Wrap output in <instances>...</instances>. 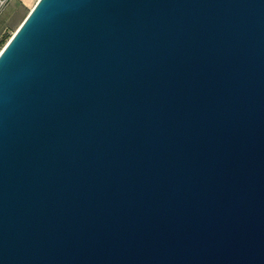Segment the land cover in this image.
<instances>
[{
	"label": "water",
	"instance_id": "obj_1",
	"mask_svg": "<svg viewBox=\"0 0 264 264\" xmlns=\"http://www.w3.org/2000/svg\"><path fill=\"white\" fill-rule=\"evenodd\" d=\"M0 264H264V0H37L0 50Z\"/></svg>",
	"mask_w": 264,
	"mask_h": 264
},
{
	"label": "rangeland",
	"instance_id": "obj_2",
	"mask_svg": "<svg viewBox=\"0 0 264 264\" xmlns=\"http://www.w3.org/2000/svg\"><path fill=\"white\" fill-rule=\"evenodd\" d=\"M20 1L22 0H12L0 11V19L3 22L0 30V50L10 39L37 0Z\"/></svg>",
	"mask_w": 264,
	"mask_h": 264
},
{
	"label": "built area",
	"instance_id": "obj_3",
	"mask_svg": "<svg viewBox=\"0 0 264 264\" xmlns=\"http://www.w3.org/2000/svg\"><path fill=\"white\" fill-rule=\"evenodd\" d=\"M10 1L12 0H0V11L3 10Z\"/></svg>",
	"mask_w": 264,
	"mask_h": 264
},
{
	"label": "crops",
	"instance_id": "obj_4",
	"mask_svg": "<svg viewBox=\"0 0 264 264\" xmlns=\"http://www.w3.org/2000/svg\"><path fill=\"white\" fill-rule=\"evenodd\" d=\"M23 1V0H22ZM22 1H20V2H22ZM1 18V17H0ZM2 24H3V22L1 21V19H0V30H1V26H2Z\"/></svg>",
	"mask_w": 264,
	"mask_h": 264
},
{
	"label": "bare ground",
	"instance_id": "obj_5",
	"mask_svg": "<svg viewBox=\"0 0 264 264\" xmlns=\"http://www.w3.org/2000/svg\"><path fill=\"white\" fill-rule=\"evenodd\" d=\"M35 3H36V2H35ZM33 6H34V5H33ZM33 6H32V7H33ZM17 28H18V27H17Z\"/></svg>",
	"mask_w": 264,
	"mask_h": 264
}]
</instances>
